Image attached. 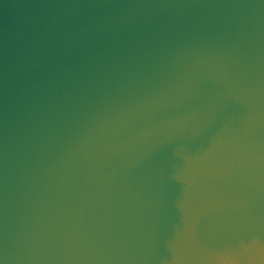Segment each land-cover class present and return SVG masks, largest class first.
Here are the masks:
<instances>
[{
  "label": "water",
  "instance_id": "obj_1",
  "mask_svg": "<svg viewBox=\"0 0 264 264\" xmlns=\"http://www.w3.org/2000/svg\"><path fill=\"white\" fill-rule=\"evenodd\" d=\"M100 81L139 113L94 175L118 243L92 264H264V0H0V264H25L26 129Z\"/></svg>",
  "mask_w": 264,
  "mask_h": 264
},
{
  "label": "clouds",
  "instance_id": "obj_2",
  "mask_svg": "<svg viewBox=\"0 0 264 264\" xmlns=\"http://www.w3.org/2000/svg\"><path fill=\"white\" fill-rule=\"evenodd\" d=\"M138 88L95 82L65 93L33 118L21 150L15 238L25 264H92L118 243L100 222L94 175L116 150L113 134L139 113L138 106L132 110Z\"/></svg>",
  "mask_w": 264,
  "mask_h": 264
}]
</instances>
